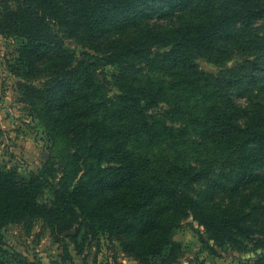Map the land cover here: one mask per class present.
<instances>
[{
  "label": "trees",
  "instance_id": "1",
  "mask_svg": "<svg viewBox=\"0 0 264 264\" xmlns=\"http://www.w3.org/2000/svg\"><path fill=\"white\" fill-rule=\"evenodd\" d=\"M0 33L55 153L0 165V231L76 222L77 253L85 229L165 262L192 216L211 253L264 264V0H0Z\"/></svg>",
  "mask_w": 264,
  "mask_h": 264
},
{
  "label": "rangeland",
  "instance_id": "2",
  "mask_svg": "<svg viewBox=\"0 0 264 264\" xmlns=\"http://www.w3.org/2000/svg\"><path fill=\"white\" fill-rule=\"evenodd\" d=\"M21 45V39L0 33V165L26 175L40 171L55 153L43 123L34 117L21 98L18 88L21 78L13 71ZM200 65L208 72H218V67L204 59L200 60ZM115 93L117 90L113 88L110 95ZM61 175L59 172L58 176ZM49 195L47 193L46 197ZM77 227L74 222L58 233L42 219L11 223L0 231V259L7 264H19L22 260L19 255L29 264H240L250 262L257 254L231 249H217V254L211 253L204 242L208 239L204 228L192 216L185 218L177 228L173 239L180 248L165 262L161 260L163 256L142 260L128 255L116 242L111 243L103 235L99 243L85 229L83 235L87 240L83 252L77 253L73 242ZM59 234L62 240H58ZM168 253L169 248L163 255ZM66 256L68 260L64 262Z\"/></svg>",
  "mask_w": 264,
  "mask_h": 264
}]
</instances>
